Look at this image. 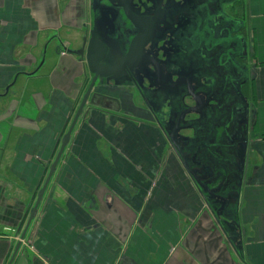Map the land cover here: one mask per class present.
<instances>
[{
    "label": "crops",
    "instance_id": "crops-1",
    "mask_svg": "<svg viewBox=\"0 0 264 264\" xmlns=\"http://www.w3.org/2000/svg\"><path fill=\"white\" fill-rule=\"evenodd\" d=\"M197 3L179 50L202 101L179 119L166 72L146 102L125 77L90 95L25 232L93 79L69 53L90 0H0V264H264V0Z\"/></svg>",
    "mask_w": 264,
    "mask_h": 264
},
{
    "label": "flooded vegetation",
    "instance_id": "flooded-vegetation-1",
    "mask_svg": "<svg viewBox=\"0 0 264 264\" xmlns=\"http://www.w3.org/2000/svg\"><path fill=\"white\" fill-rule=\"evenodd\" d=\"M209 1L212 2V0ZM130 5L138 15L146 17L159 15L161 22L153 29L152 39L154 40L149 41L145 48L148 55L147 62L152 61L151 63H155V66H150L151 63H147L149 64L148 68L145 67L141 71L135 69L133 76L130 75L129 78L124 79H127L128 82L131 81V85L142 92H144L146 82L149 83L148 86L151 85L149 89L153 88L156 91L155 87L159 89L165 82L163 79L164 72H166L168 77L166 83L171 86L169 91L176 97L181 110L179 119H183L181 117L185 116L187 109L194 107L196 101L189 98L187 94L182 96V93L188 90V81H191L192 88L197 89L201 84V79H198L196 71L187 72V67H183L185 63L182 62L183 57L180 56L179 42L184 38L187 27L198 19L199 14L202 15L203 5L198 4L197 0H130ZM204 5L209 6V3ZM89 9L91 10V29L87 40L90 41L95 31L96 37L108 44V53L102 62H105V66H109L110 62L118 58L120 54H127L131 41L139 34V30L128 20L123 7L111 3L109 0H90ZM167 32L170 34L166 35ZM84 58L87 61L86 51ZM112 84L114 83L112 82ZM123 84L126 88L131 87V85L127 86V82ZM197 101H202V99H197ZM188 102L191 104L189 105ZM180 104L186 108H182ZM152 106L156 109V102L152 101ZM178 116L176 115V117ZM193 116L191 115V117ZM176 122V119L171 117L168 124L172 126Z\"/></svg>",
    "mask_w": 264,
    "mask_h": 264
},
{
    "label": "water",
    "instance_id": "water-1",
    "mask_svg": "<svg viewBox=\"0 0 264 264\" xmlns=\"http://www.w3.org/2000/svg\"><path fill=\"white\" fill-rule=\"evenodd\" d=\"M109 1L115 5L123 7L128 20L139 30V34L136 37H134L133 40L131 41L127 54L125 55L120 54L118 58L110 62L109 66L101 65V62L103 61L104 57L108 53L109 46L107 43L100 41V39L96 37L95 31L93 32L90 41H88L87 38L84 39V44H83L82 49L78 51H72V50L69 51L70 54L81 56V57H84V53L86 51L87 56H88L87 58L88 70L93 75V79L86 92V95L84 96L81 106L79 107V110L76 113L75 121L73 122L72 127H70L68 133L64 137L62 141V146L57 155V158L54 164L52 165L50 173L48 174V177L46 179V182L44 183L38 195L37 201L35 203V207L33 208L32 213L30 214L25 232H27L32 221L35 218L39 205L43 200V197L46 193L48 185L54 174V171L56 170L57 165L65 151V148L67 147V144L70 140L72 131L74 130V127L78 121V118L80 117V115L82 114L84 110L85 111L83 113L87 114L88 110L90 109L89 107H88L89 109L88 108L85 109L87 101H88V97L92 95L91 101L90 102L88 101V103L94 106L96 104L95 99L101 98L100 93L97 92L98 90L112 89V85H111L112 82L115 85H118L119 80L121 78L123 77L129 78L130 75L133 76V72L135 69H139L141 71L147 66V63L152 62V61L147 62L148 55L145 52V48L149 41L152 42L154 40L152 39L153 33H154L153 29L156 27L158 23L161 22L160 16L157 15L154 17H146L143 15L136 14L134 10L131 8L130 0H109ZM138 92L141 94L143 101L146 102V98H144V96L142 95V90H138ZM190 96L192 97V99L199 100V98L196 97L192 92L190 93ZM203 97H200V98L203 99ZM187 114H189V112H187ZM243 165H244V168L246 169L247 162L245 161ZM203 188H204L203 189L204 192H208L210 196L217 199L219 202L226 204V199L216 196L214 194V191L206 189V187H203ZM230 225L232 226L234 230L236 229L235 227L236 224L234 223L232 224L231 222ZM23 238L24 237L22 236V239ZM21 245H22V242H18L16 249L18 250V248H20Z\"/></svg>",
    "mask_w": 264,
    "mask_h": 264
},
{
    "label": "rangeland",
    "instance_id": "rangeland-1",
    "mask_svg": "<svg viewBox=\"0 0 264 264\" xmlns=\"http://www.w3.org/2000/svg\"><path fill=\"white\" fill-rule=\"evenodd\" d=\"M63 32H64L65 35L68 34L66 29H64ZM72 35H73V39L76 40V34L74 35V33L72 32L71 35H69V37H71ZM56 45H57V46H61L60 38H57V39H56ZM54 47H55V46H54ZM72 48H74V47H72ZM52 53H54V56H53L52 58L57 57V54H56V48L54 49V51H53L52 48H49L48 54H49L50 57H51ZM57 53H58V52H57ZM48 59H50V58L48 57ZM47 69H49L48 64H46V65L44 66V68L42 69L41 74H42V73H45Z\"/></svg>",
    "mask_w": 264,
    "mask_h": 264
},
{
    "label": "built area",
    "instance_id": "built-area-1",
    "mask_svg": "<svg viewBox=\"0 0 264 264\" xmlns=\"http://www.w3.org/2000/svg\"><path fill=\"white\" fill-rule=\"evenodd\" d=\"M65 55V54H64Z\"/></svg>",
    "mask_w": 264,
    "mask_h": 264
}]
</instances>
